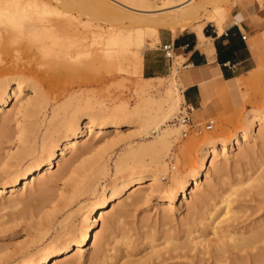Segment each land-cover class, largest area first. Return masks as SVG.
Instances as JSON below:
<instances>
[{
    "label": "bare ground",
    "instance_id": "bare-ground-1",
    "mask_svg": "<svg viewBox=\"0 0 264 264\" xmlns=\"http://www.w3.org/2000/svg\"><path fill=\"white\" fill-rule=\"evenodd\" d=\"M56 1L53 4L45 3L44 0H19L22 14L18 19L10 22L0 18V116L3 122L1 130L4 131L0 136H5L13 113L18 125V135H14L13 139L17 146L20 142L26 143L16 151L15 169L3 168L12 152L2 153L0 149V169L5 172L0 175V195L7 192V200L13 204L23 201L21 193L37 184L36 194L31 196L30 201L43 200L53 178L56 181L71 171L69 162L65 161L67 153L75 151L80 145H86L92 137L102 138L110 133L120 138L126 127L135 125L136 134L142 140L137 146H131L130 152L134 160L123 167L118 166L119 174L103 185L101 193L96 195L97 188L92 183L74 187L65 200L66 204L74 202L88 187L95 194L94 204L81 205L74 210L68 224L60 225L59 234L36 251L31 252L28 245H22L23 249L18 253L24 255V260L14 264H74L76 257L95 247L101 232L106 234V239L111 238L113 227L124 212V207L144 198L140 193L142 188L148 189V195L153 198L154 207L161 212L163 219L169 216V211H174V203L178 201L187 208L193 195L200 192L202 186L209 185L211 176L222 170L221 166H215L218 159L233 158L236 150L251 139L264 138L262 106L254 111L249 110L244 117L243 126L232 134L198 143L197 153L188 158V161L192 159L191 162L196 160L197 164L184 173L175 169L169 175V181L172 182L163 181L164 177L160 174L165 165L162 153L165 154L164 150L169 149L170 137L179 132L177 123L170 122L168 117L180 101L184 100L175 78L172 81L173 87L168 86L161 99L149 100L157 104L155 111L142 108L129 111L123 108L116 114L86 108L68 114L64 106H58L63 112L55 110L41 136H37L34 126H26V112L30 100L35 98L37 92V83L32 80V75L33 69L40 64L38 56L52 53L60 57L59 61L55 60L52 64L63 66L67 60H77L85 52L90 58L81 64L90 67L100 63L142 74L145 43L148 42L151 47V44L158 42L160 28L177 33L193 27L202 36V28L209 21H213L219 31L224 27L221 8L216 4L220 0H123L129 5L120 0H111L139 13L126 11L107 0ZM160 9L167 11L155 13ZM52 13L61 15L62 19H51L49 15ZM82 14H87L88 18L83 20ZM116 23H125L126 26H115ZM56 30L63 31L62 37H51ZM147 32L149 38L145 37ZM15 38L21 43L34 39L38 51L29 52L23 59L17 49L12 51L8 48L9 43H4L5 40L13 42ZM189 81L186 77L182 82L185 85ZM240 84L238 77H235L229 85L234 89ZM25 85H29L30 93L23 98ZM30 109V113L36 110L33 106ZM39 138L40 143L37 144ZM126 138L131 140V135L123 139ZM144 153L148 154L149 160L141 158L142 155L145 156ZM250 178L253 182L259 180L256 183L260 186V182L264 181V172H260L255 181ZM221 203L223 211L204 218L196 227L198 234L190 240L200 237L197 244L205 248L210 246L218 254L224 251V238L239 250L251 247L252 239L259 230H251L246 235L243 230L228 228L227 222L235 218V213L230 208V199L225 198ZM114 206L117 209L108 211ZM56 213L53 209L47 214V218L38 225V233L50 227ZM79 213L82 218L77 224L75 218ZM166 238L170 244L172 237ZM128 242L130 241L126 240L124 244ZM172 245L170 246H176L174 243ZM7 247V244H0V254ZM252 256L256 260L259 255L256 253ZM127 262L132 263L134 260L121 263L116 261L114 264Z\"/></svg>",
    "mask_w": 264,
    "mask_h": 264
},
{
    "label": "rangeland",
    "instance_id": "rangeland-1",
    "mask_svg": "<svg viewBox=\"0 0 264 264\" xmlns=\"http://www.w3.org/2000/svg\"><path fill=\"white\" fill-rule=\"evenodd\" d=\"M107 1L126 11L139 13L122 4ZM220 1L216 4L223 10L224 25H228L246 16L254 0ZM44 2L56 4L57 1L44 0ZM164 11L167 10L160 9L155 13ZM49 17L59 21L62 19L61 15L54 13ZM81 17L86 20L88 15L82 14ZM210 22L213 21L207 22L205 26L214 23ZM115 26L122 27L126 24L116 23ZM160 30L170 31L166 28H160ZM52 35V38L62 37L63 31L56 30ZM145 37L149 38L148 32ZM259 39L261 35L254 40L257 47L255 49L256 66L237 76L241 82L239 87L231 89L229 85L231 80H213V82L204 83L206 93L204 95L201 93V106L192 110L190 114L193 122L199 124V130L182 136L184 127L177 124L179 132L170 137L169 149L164 150L165 154L162 153L165 165L160 174L164 177L163 181L172 182V180L169 181V175L175 169L184 173L197 164L196 160L191 162L192 159L188 161V158H192V154L197 153L198 143L209 138H224L232 134L243 126L244 117L249 110L254 111L264 106V42H260ZM32 40L21 43L18 38H15L13 42L5 40L4 43H9L8 48L12 51L17 49L25 59L29 52L37 50L35 40ZM157 43L154 42L151 46ZM145 46L150 44L146 42ZM84 54L85 52L81 53L77 60H67L63 66L52 64L60 59L52 53L37 57L40 64L33 69L34 75H32V80H36L34 82L37 83V92L35 98L30 100L26 112V126L32 128L34 126L37 129V136H41L47 122L53 118L55 110L63 112V109L58 106H64L68 114L86 108L116 114L123 108L129 111L140 108L155 111L157 104L153 102L162 98L168 86L173 87L174 78L180 91L185 87L181 80L185 70L182 56L173 60L168 75L162 78H150L143 77L138 72L100 63L89 67L81 64L90 58L89 54ZM23 91L25 93L22 96L26 98L30 93L29 85H25ZM150 99L154 101L149 102ZM183 104L184 101L181 100L170 113L168 117L170 122L175 121L174 118ZM32 106L36 110L30 113ZM114 117L119 119L117 115ZM16 120V115L12 113L5 136H0L1 152H12L5 161L3 166L5 169L17 168L16 151L26 144L20 142L17 146L13 139L14 135H18ZM210 120H213V126L206 129L205 125ZM2 126L0 116V133L3 134ZM136 131L137 128L134 125L126 127L120 138L110 133L102 138L92 137L86 145H80L75 151L67 153L65 161L69 162L71 171L56 181L53 178L41 201H30L31 196L36 194L37 184L21 193L23 201H16L13 204L8 202L7 192L0 195V238L2 239L0 244L8 245L0 254V264L23 261L24 255L18 253L23 249L22 245H28L31 252L36 251L59 234L60 225L68 224L70 214L74 213V210L81 205L94 204L95 194H92L91 187H88V190L71 204H66L65 200L74 187L87 186L89 183L97 188L96 195L101 193L103 185L119 174L118 166L123 167L134 160L130 152L131 146H137L142 140ZM128 135H131V140L123 139ZM37 141L39 144L40 138ZM146 154L144 153L145 156L142 155L141 158L149 160ZM215 166H221L222 170L211 176L209 185L202 186L201 191L193 195L189 201L190 205L184 208L180 201L174 203V211H169V216L164 219L161 212L154 207L153 198L148 195V189L142 188L140 193L144 195V198L138 203L124 207V212L113 227L111 238L106 239V234L101 232L95 247L87 249L76 257L74 264H114L116 261L121 263L130 259L134 262L125 264H264V223H262L264 222V181L260 182V186L256 183L259 180L255 181V177L260 172H264V138L251 139L249 143L236 150L235 157H229L226 160L220 158ZM3 174H5L4 170L0 169V175ZM249 177L255 182L250 181ZM225 198L230 199V208L235 213V218L227 222L228 228L243 230L246 235L254 229L259 230V233L253 237L251 247L241 250L231 246L228 239L224 238V244H222L224 251L218 254L210 246L205 248L197 244L200 237L190 239L198 234L196 229L200 222L205 220L204 218L212 213L218 214L223 211L221 202ZM26 202L30 203L26 204ZM53 209L57 212L53 223L48 229L38 233L39 223L46 219L47 214ZM114 209L117 207L114 206L108 211ZM81 218V213L76 214L75 222L79 224ZM100 225L101 223L99 227ZM167 236L172 237L170 244ZM126 240L130 242L124 244ZM173 243L176 246L171 247ZM256 253L259 256L254 260L252 254Z\"/></svg>",
    "mask_w": 264,
    "mask_h": 264
},
{
    "label": "crops",
    "instance_id": "crops-1",
    "mask_svg": "<svg viewBox=\"0 0 264 264\" xmlns=\"http://www.w3.org/2000/svg\"><path fill=\"white\" fill-rule=\"evenodd\" d=\"M209 25L203 26L202 36L192 27L177 33L159 29L158 43L145 46L143 53V77L166 76L172 61L162 46L171 43L174 56L184 59L181 80L188 77L190 81L182 89L183 101L193 110L201 106L205 82L230 81L256 66L254 40L261 35L259 41L264 42V0H254L246 16L223 25L222 31L214 23Z\"/></svg>",
    "mask_w": 264,
    "mask_h": 264
},
{
    "label": "built area",
    "instance_id": "built-area-1",
    "mask_svg": "<svg viewBox=\"0 0 264 264\" xmlns=\"http://www.w3.org/2000/svg\"><path fill=\"white\" fill-rule=\"evenodd\" d=\"M242 37L245 38V35H242ZM162 49L165 52V56L170 58L171 61L173 62V60L176 57L174 56V50H173L171 43L163 44ZM192 110H193L192 106L184 103L183 106L180 107L177 115L174 118L175 119L174 122H176L177 124H180L182 127H184L182 130V136H186L191 131L199 130V124H195L189 115V113ZM213 123H214L213 120H210L205 125V128L206 129L212 128Z\"/></svg>",
    "mask_w": 264,
    "mask_h": 264
},
{
    "label": "clouds",
    "instance_id": "clouds-1",
    "mask_svg": "<svg viewBox=\"0 0 264 264\" xmlns=\"http://www.w3.org/2000/svg\"><path fill=\"white\" fill-rule=\"evenodd\" d=\"M21 8L19 0H0V18H5L10 22L14 21L22 14ZM224 15L226 16V13Z\"/></svg>",
    "mask_w": 264,
    "mask_h": 264
}]
</instances>
